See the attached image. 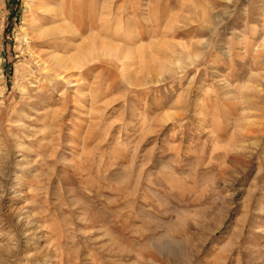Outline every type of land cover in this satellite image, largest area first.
I'll list each match as a JSON object with an SVG mask.
<instances>
[{
  "label": "rangeland",
  "instance_id": "rangeland-1",
  "mask_svg": "<svg viewBox=\"0 0 264 264\" xmlns=\"http://www.w3.org/2000/svg\"><path fill=\"white\" fill-rule=\"evenodd\" d=\"M0 264H264V0H0Z\"/></svg>",
  "mask_w": 264,
  "mask_h": 264
},
{
  "label": "bare ground",
  "instance_id": "bare-ground-1",
  "mask_svg": "<svg viewBox=\"0 0 264 264\" xmlns=\"http://www.w3.org/2000/svg\"><path fill=\"white\" fill-rule=\"evenodd\" d=\"M35 12V11H34ZM36 13V12H35ZM41 17H43V16H41ZM38 18V17H37ZM40 18V17H39ZM43 18H45V17H43ZM41 19V18H40ZM47 32V31H46ZM41 34V33H40ZM56 58V57H55ZM58 60V59H57ZM63 63V62H62Z\"/></svg>",
  "mask_w": 264,
  "mask_h": 264
}]
</instances>
